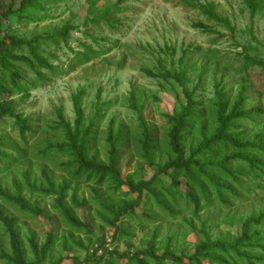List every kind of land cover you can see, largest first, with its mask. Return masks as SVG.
<instances>
[{"label":"rangeland","instance_id":"1","mask_svg":"<svg viewBox=\"0 0 264 264\" xmlns=\"http://www.w3.org/2000/svg\"><path fill=\"white\" fill-rule=\"evenodd\" d=\"M3 109L0 264H264V0H0Z\"/></svg>","mask_w":264,"mask_h":264},{"label":"trees","instance_id":"2","mask_svg":"<svg viewBox=\"0 0 264 264\" xmlns=\"http://www.w3.org/2000/svg\"><path fill=\"white\" fill-rule=\"evenodd\" d=\"M212 15L216 16V14H214L213 12H211ZM217 17V16H216ZM260 64H263V62H258ZM187 99H188V103H187V106L185 107L184 111L178 115L177 117V123L174 130H173V134H172V137H173V140H175V143L177 142V139H178V135L181 134V131H183V129H186V127L188 126L189 124V121L195 117L196 113H197V109H196V102L193 100V97L191 96V93L187 92ZM242 103H240L241 105ZM220 118L221 120L223 121L222 125H224V128H229L231 127L232 123H233V120H237L239 117L236 110H232V115L234 116L232 118V115L228 118V120H223L224 119V116H225V113L227 111V106L224 104V103H221L220 104ZM8 110H5L3 109L1 112H0V119L3 118L5 115H8L9 113L7 112ZM76 112H77V115L79 117V121L82 120V109L79 105V99L77 98L76 99ZM22 135L25 136V131H24V128L25 126L23 125L22 126ZM231 142H234L235 143V140L233 138H230V137H226V136H219V137H215L214 138V141L213 143H223L225 144L226 146H229ZM242 147V146H240Z\"/></svg>","mask_w":264,"mask_h":264}]
</instances>
